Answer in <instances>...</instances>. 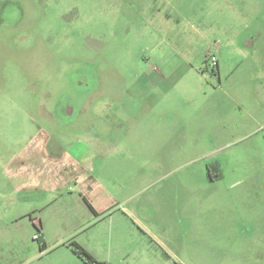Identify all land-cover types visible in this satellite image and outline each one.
<instances>
[{"label":"rangeland","instance_id":"374dc122","mask_svg":"<svg viewBox=\"0 0 264 264\" xmlns=\"http://www.w3.org/2000/svg\"><path fill=\"white\" fill-rule=\"evenodd\" d=\"M224 3L0 0V254L27 259L32 243L40 246L24 218L4 219L16 215L2 195L12 190V175L50 169L51 184L28 197L25 190L18 205L36 210L30 221L45 218L63 201L65 153L95 142V180L108 185L110 156L126 143L133 171L148 175L145 196L194 193L178 204L194 210L196 236L174 243L170 254L148 243L137 261L108 264H264V247L251 242L264 236V66L240 43ZM208 52L220 70L208 66ZM157 160L162 167L152 172ZM215 160L225 178L205 181L200 175ZM184 173L195 179L176 183ZM95 229L106 231V223Z\"/></svg>","mask_w":264,"mask_h":264},{"label":"crops","instance_id":"0c3cea01","mask_svg":"<svg viewBox=\"0 0 264 264\" xmlns=\"http://www.w3.org/2000/svg\"><path fill=\"white\" fill-rule=\"evenodd\" d=\"M224 2V5L230 4L233 9L234 15L231 19L234 21L235 35L240 38V43L244 45L247 43L256 56L255 62L259 66H264V0H234V2L224 0ZM217 68L220 70L219 63ZM150 82L153 84L155 81ZM156 85L160 84L156 82ZM193 123L200 129L205 128L203 120L198 122L195 119ZM94 143H81L80 146L75 147L77 148L75 151L65 153L64 165L69 166L70 171L68 176L62 177L64 191H61V197L63 201L59 206L49 209L51 211L45 218L39 215V218L30 221L28 217L32 218V213L36 210L30 207H23L19 210L18 205L21 203L19 198L25 190L24 193L28 197L34 193L35 186H44L43 189H46L47 185L51 184L50 169L47 171L48 176L46 166L42 174L38 172L37 174H25L22 177L11 176L12 190L2 195L10 200L7 203L9 204L8 209H14L16 215L7 213L4 219L10 222L13 220L17 224V219L24 218V224H28L29 228L33 226L34 229H37L35 222L39 223L45 249L41 250L40 246L37 249L33 242V255L25 259L17 255L9 257L1 253L0 264H39L38 262L42 261L46 264H85L69 246L72 241L82 246L97 262L108 264L106 261L117 259L137 261L146 255L148 243L170 254L174 243L188 244L195 240L196 227L190 219V212L193 216L194 210L186 207V204L184 208L178 204L180 198H191L194 193L190 190L167 189L151 196H145L144 182L148 175L138 170L133 171L132 160L129 157L132 147L126 143L115 148V153L110 156L106 172L111 177V183L105 185L99 177L95 180L97 154ZM20 157L21 153L14 154L12 160L5 164V169L13 165ZM0 160L4 161L1 157ZM3 161H0L1 170L4 169ZM63 162L60 161V163ZM45 163L47 167H50L48 160ZM143 163L137 161L134 167L145 166ZM216 163L219 164L217 169H222L223 164L220 160L212 161L210 164ZM210 164L206 165L205 173L200 177L214 183L223 181L225 178L223 172L220 179L209 177L208 166ZM150 166H152V172L159 170L162 167V160H157ZM163 171H159L160 175ZM173 172H167L165 175L168 176ZM132 177L137 180L143 179L142 183L131 184L129 179ZM41 179H43V184L40 182ZM192 179H195L194 175L184 173L176 183L181 180L188 182ZM51 204L50 202L48 206L50 207ZM174 204L175 206L171 207ZM102 223H106V231H95V228ZM55 224L61 227L59 230L63 233L50 234ZM241 225L244 226L243 223ZM255 227L258 229L261 224L258 223ZM260 236L259 233L258 237ZM251 242L264 247V236L255 238ZM260 252L264 253V249Z\"/></svg>","mask_w":264,"mask_h":264},{"label":"trees","instance_id":"16d2710c","mask_svg":"<svg viewBox=\"0 0 264 264\" xmlns=\"http://www.w3.org/2000/svg\"><path fill=\"white\" fill-rule=\"evenodd\" d=\"M219 164H210L208 166V173H209V177L211 179H220L222 177V172L221 170L217 169V166ZM218 172V174H216V172ZM89 207L93 210L94 209L89 205ZM69 246L71 247L73 253L79 257L85 264H105V263H100L97 262L82 246H80L77 242L72 241L69 243ZM41 250L45 249V245L40 246Z\"/></svg>","mask_w":264,"mask_h":264},{"label":"built area","instance_id":"2783aa9c","mask_svg":"<svg viewBox=\"0 0 264 264\" xmlns=\"http://www.w3.org/2000/svg\"><path fill=\"white\" fill-rule=\"evenodd\" d=\"M206 62L208 64V66H210L212 68V70L217 69L218 67V58H217V54L216 53H212V52H208L206 54ZM36 228H37V234L34 235V241H37L40 243V246H44V237L41 233V228H40V224L35 222Z\"/></svg>","mask_w":264,"mask_h":264},{"label":"flooded vegetation","instance_id":"af4514ba","mask_svg":"<svg viewBox=\"0 0 264 264\" xmlns=\"http://www.w3.org/2000/svg\"><path fill=\"white\" fill-rule=\"evenodd\" d=\"M218 69V68H217ZM217 69H215V70H217ZM215 70H213V71H215Z\"/></svg>","mask_w":264,"mask_h":264}]
</instances>
